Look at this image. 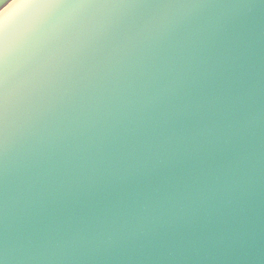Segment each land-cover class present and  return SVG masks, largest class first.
I'll return each mask as SVG.
<instances>
[{"label": "water", "instance_id": "95a60500", "mask_svg": "<svg viewBox=\"0 0 264 264\" xmlns=\"http://www.w3.org/2000/svg\"><path fill=\"white\" fill-rule=\"evenodd\" d=\"M161 11L200 16L220 29L202 68L214 101L207 115L214 142L170 182L140 191L139 203L127 196L132 189L53 200L41 185L58 181L116 126L134 127L163 83L152 86L155 78L176 61L163 39L135 37L133 28L131 42L100 64L54 81L43 101L46 115L44 108L28 110L14 90L0 196L5 264H264V0H208L205 7ZM67 14L21 0L0 12L13 79L53 50ZM189 193L195 204L186 208L192 200L182 197Z\"/></svg>", "mask_w": 264, "mask_h": 264}, {"label": "snow or ice", "instance_id": "6c2138e0", "mask_svg": "<svg viewBox=\"0 0 264 264\" xmlns=\"http://www.w3.org/2000/svg\"><path fill=\"white\" fill-rule=\"evenodd\" d=\"M60 11L67 10L58 30L57 43L40 62L23 68L13 79L9 72V43L0 31V196L6 179L7 124L10 97L15 90L24 106L33 111L44 108L43 101L54 81L104 61L110 52L145 33L159 36L176 61L170 70L155 78L152 86L163 82L142 107L134 127L116 126L111 138L101 142L87 157H76L63 176L40 191L56 197L91 194L110 189L143 191L156 182L168 183L172 177L194 166L198 153L214 142L215 129L207 120L214 101L206 94L202 71L207 60L204 52L217 40L220 29L206 25L200 16L162 14L171 7H205L208 0H21ZM113 9H125L118 17ZM44 108L41 115H46ZM203 196V193H200ZM192 200L191 193L182 197ZM183 208L181 212H183ZM183 218L182 216L180 217ZM2 223V221H0ZM7 247L0 237V264L8 259Z\"/></svg>", "mask_w": 264, "mask_h": 264}, {"label": "clouds", "instance_id": "9594fccd", "mask_svg": "<svg viewBox=\"0 0 264 264\" xmlns=\"http://www.w3.org/2000/svg\"><path fill=\"white\" fill-rule=\"evenodd\" d=\"M2 2H3V0H0V3H2ZM127 196H128L129 198H135L134 201H133L134 203H139L142 194H141L140 191L132 190V191H130V192L127 193ZM143 200H144V203H143V205H142V209H143L144 211H148V210L152 207V205H151V203H150V201H149V198H148L147 196H144V197H143ZM94 237H95V236H93V238H94ZM108 239H109V241H111L112 237L109 236Z\"/></svg>", "mask_w": 264, "mask_h": 264}, {"label": "crops", "instance_id": "0c3cea01", "mask_svg": "<svg viewBox=\"0 0 264 264\" xmlns=\"http://www.w3.org/2000/svg\"><path fill=\"white\" fill-rule=\"evenodd\" d=\"M13 0H3L2 3H0V12L5 9Z\"/></svg>", "mask_w": 264, "mask_h": 264}]
</instances>
